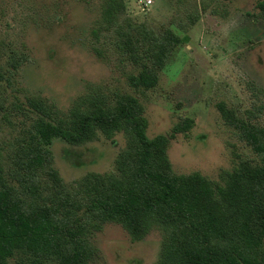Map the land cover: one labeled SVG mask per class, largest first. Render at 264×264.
<instances>
[{"label": "trees", "instance_id": "trees-1", "mask_svg": "<svg viewBox=\"0 0 264 264\" xmlns=\"http://www.w3.org/2000/svg\"><path fill=\"white\" fill-rule=\"evenodd\" d=\"M256 9L264 22V0ZM96 22L94 34L103 32L105 42L111 34L132 69L129 91L83 94L68 111L33 95L10 107L5 83L24 60L14 56L8 67L0 65V110L22 125L15 142L0 147V264H92L99 257L96 238L110 223L134 242L158 231L156 264H264V125L253 111L241 117L220 104L255 157L241 158L219 180L199 171L176 172L171 141L188 136L195 118L150 137L140 94L158 85L181 36L134 21L124 0H103ZM257 109L264 111V103ZM119 133L126 146L114 169L88 172L69 188L55 167L54 140L117 143Z\"/></svg>", "mask_w": 264, "mask_h": 264}, {"label": "rangeland", "instance_id": "rangeland-1", "mask_svg": "<svg viewBox=\"0 0 264 264\" xmlns=\"http://www.w3.org/2000/svg\"><path fill=\"white\" fill-rule=\"evenodd\" d=\"M134 21L168 28L182 38L158 85L140 94L148 134L171 133L182 118H195L188 136L171 141L169 155L178 173L199 171L219 180L241 158L255 154L229 125L220 109L253 111L264 125V22L258 0H124ZM103 0H0V65L12 57L23 63L5 83L11 105L28 95L43 97L68 111L80 95L131 90L132 69L112 43L94 30ZM256 15V16H254ZM194 21V22H193ZM99 50L98 54L96 50ZM7 72V71H6ZM10 76V74L7 72ZM0 110V147L8 149L21 123ZM102 138L81 146L55 139V167L71 188L88 172L114 169L126 146ZM99 257L92 264H156L161 234L134 242L122 226L108 224L96 238Z\"/></svg>", "mask_w": 264, "mask_h": 264}, {"label": "built area", "instance_id": "built-area-1", "mask_svg": "<svg viewBox=\"0 0 264 264\" xmlns=\"http://www.w3.org/2000/svg\"><path fill=\"white\" fill-rule=\"evenodd\" d=\"M149 2H150V0H149Z\"/></svg>", "mask_w": 264, "mask_h": 264}]
</instances>
